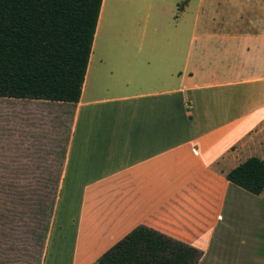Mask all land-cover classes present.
<instances>
[{
  "label": "crops",
  "instance_id": "crops-1",
  "mask_svg": "<svg viewBox=\"0 0 264 264\" xmlns=\"http://www.w3.org/2000/svg\"><path fill=\"white\" fill-rule=\"evenodd\" d=\"M112 1L78 101L18 100L70 109L39 264H97L139 225L200 251L196 264H264V195L225 179L264 164V0Z\"/></svg>",
  "mask_w": 264,
  "mask_h": 264
},
{
  "label": "trees",
  "instance_id": "trees-1",
  "mask_svg": "<svg viewBox=\"0 0 264 264\" xmlns=\"http://www.w3.org/2000/svg\"><path fill=\"white\" fill-rule=\"evenodd\" d=\"M101 0H0V98L74 105ZM178 9V8H177ZM264 195V164L250 157L225 175ZM201 252L139 225L97 264H196Z\"/></svg>",
  "mask_w": 264,
  "mask_h": 264
},
{
  "label": "rangeland",
  "instance_id": "rangeland-1",
  "mask_svg": "<svg viewBox=\"0 0 264 264\" xmlns=\"http://www.w3.org/2000/svg\"><path fill=\"white\" fill-rule=\"evenodd\" d=\"M126 2L120 6L126 7ZM120 30L124 32V22ZM31 110L48 114L36 120ZM69 117V108L0 98V175L30 176L0 183V264L40 263Z\"/></svg>",
  "mask_w": 264,
  "mask_h": 264
},
{
  "label": "bare ground",
  "instance_id": "bare-ground-1",
  "mask_svg": "<svg viewBox=\"0 0 264 264\" xmlns=\"http://www.w3.org/2000/svg\"><path fill=\"white\" fill-rule=\"evenodd\" d=\"M54 230V229H53ZM47 261V260H46ZM49 263V262H48Z\"/></svg>",
  "mask_w": 264,
  "mask_h": 264
}]
</instances>
